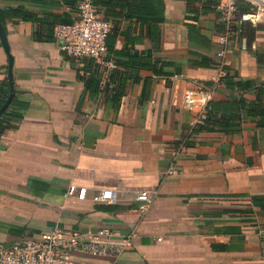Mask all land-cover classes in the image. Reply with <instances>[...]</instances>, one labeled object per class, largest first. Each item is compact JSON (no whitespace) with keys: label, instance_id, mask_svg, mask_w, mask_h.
I'll use <instances>...</instances> for the list:
<instances>
[{"label":"crops","instance_id":"obj_1","mask_svg":"<svg viewBox=\"0 0 264 264\" xmlns=\"http://www.w3.org/2000/svg\"><path fill=\"white\" fill-rule=\"evenodd\" d=\"M79 2L0 0L14 90L0 138V249L59 225L135 230L118 264H264V24L243 23L224 58L207 109L221 128L194 133L162 181L196 116L182 96L218 77L225 28L211 0H96L112 26L110 72L69 57L54 38ZM7 64L0 44V101ZM71 184L88 188L84 200L67 196ZM102 189L116 200L94 203ZM150 189L141 217L135 194Z\"/></svg>","mask_w":264,"mask_h":264},{"label":"built area","instance_id":"obj_2","mask_svg":"<svg viewBox=\"0 0 264 264\" xmlns=\"http://www.w3.org/2000/svg\"><path fill=\"white\" fill-rule=\"evenodd\" d=\"M212 9L218 14L225 31L218 37L219 49L213 67L218 70V77L207 88L197 92H184L183 107L195 111L188 135L171 150V163L163 172L162 181L176 173L175 162L182 154L193 129L202 124L208 104L212 101L217 88L226 77L224 58L229 51L234 36L241 32V25L264 24V0H211ZM240 2L246 9L239 11ZM111 24L98 13L95 0H81L76 8L73 21L57 25L54 38L59 49L69 57L81 60L91 59L98 65L112 72L116 69L114 59L108 56L106 39L111 31ZM245 49V41L240 44ZM173 78L183 77L174 75ZM86 186L69 185L67 196L84 200ZM156 190L136 192L135 200L139 202L138 211L143 217L151 207ZM115 193L109 189L97 190L92 196L94 203H113ZM135 230L121 233L110 228H99L93 231H81L72 227L55 225L47 231L33 235L9 248L0 249V264H78L75 256H87L101 260L99 264H118L122 256L133 249Z\"/></svg>","mask_w":264,"mask_h":264},{"label":"trees","instance_id":"obj_3","mask_svg":"<svg viewBox=\"0 0 264 264\" xmlns=\"http://www.w3.org/2000/svg\"><path fill=\"white\" fill-rule=\"evenodd\" d=\"M95 5H96V0H95ZM7 16L10 17V15H7ZM22 18L23 19H26L27 17L26 16H23ZM114 62H115V60H114ZM115 64H116V62H115ZM4 101L5 100L0 101V106L4 103ZM208 109H209V107H208ZM5 115H7V111L6 110L0 115V138H1L2 134H4L5 130H7L8 127L11 126L10 123H6V126L2 125V123L4 121L3 119H4V116ZM19 119H20V116L18 114H12L11 115V120L15 121V120H19ZM220 124H221V122L214 120L213 115L210 114V112L207 110V114H206L205 118H203L202 124L197 125L193 129V132L194 133H198V132H201V131H210L211 132V131L219 130L221 128V125Z\"/></svg>","mask_w":264,"mask_h":264},{"label":"water","instance_id":"obj_4","mask_svg":"<svg viewBox=\"0 0 264 264\" xmlns=\"http://www.w3.org/2000/svg\"><path fill=\"white\" fill-rule=\"evenodd\" d=\"M0 44L7 55L8 64H7V78L9 84V93L7 98L5 99L4 103L0 106V115L7 109L9 103L13 98V57L10 54L9 45L7 42L6 34L3 29V26L0 23Z\"/></svg>","mask_w":264,"mask_h":264}]
</instances>
